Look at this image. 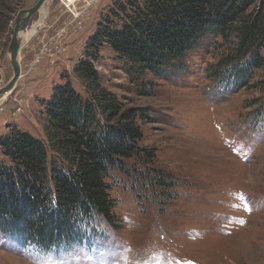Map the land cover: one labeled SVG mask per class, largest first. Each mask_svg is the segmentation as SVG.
I'll use <instances>...</instances> for the list:
<instances>
[{"label":"rangeland","instance_id":"1","mask_svg":"<svg viewBox=\"0 0 264 264\" xmlns=\"http://www.w3.org/2000/svg\"><path fill=\"white\" fill-rule=\"evenodd\" d=\"M35 2L6 0L17 12ZM111 3L47 0L33 15L23 33L40 27L19 50L20 77L0 95V135L15 127L46 141L44 103L54 87L68 80L85 96L73 66L90 56L88 39ZM237 35L207 33L179 66L141 79L102 46L94 61L101 83L125 106L147 108L140 145L154 155L149 167L171 175L174 198H138L133 167L143 164L128 159L124 171H110L118 229L97 220L95 234L46 249L0 230V264H264V114L255 116L264 103V64L245 87L210 77ZM10 36L0 38V88L12 76Z\"/></svg>","mask_w":264,"mask_h":264},{"label":"trees","instance_id":"2","mask_svg":"<svg viewBox=\"0 0 264 264\" xmlns=\"http://www.w3.org/2000/svg\"><path fill=\"white\" fill-rule=\"evenodd\" d=\"M16 12L0 0V38ZM231 31L236 46L210 77L245 87L264 64V0H112L88 39L90 56L73 66L85 96L68 80L54 87L44 103L46 141L15 127L0 135V230L46 249L95 234L97 220L118 229L110 171H124L133 158L143 164L132 165L136 196L152 192L158 201L172 200L171 175L149 167L154 155L140 145L147 108L125 106L101 83L94 61L106 46L135 78L160 77L205 34L224 38ZM255 112L263 115L264 103Z\"/></svg>","mask_w":264,"mask_h":264},{"label":"water","instance_id":"3","mask_svg":"<svg viewBox=\"0 0 264 264\" xmlns=\"http://www.w3.org/2000/svg\"><path fill=\"white\" fill-rule=\"evenodd\" d=\"M46 1L47 0H36L31 7L20 9L13 20L10 29V41L8 44L9 63L12 68V76L9 81L0 88V95H3L8 91H12L20 77L18 54L21 48V40L19 34L24 31L25 26L30 22L33 15L39 12Z\"/></svg>","mask_w":264,"mask_h":264},{"label":"bare ground","instance_id":"4","mask_svg":"<svg viewBox=\"0 0 264 264\" xmlns=\"http://www.w3.org/2000/svg\"><path fill=\"white\" fill-rule=\"evenodd\" d=\"M39 27H40V23H35L28 32H25V33L21 32L19 34V37L21 40V43H20L21 46H22V43H26L27 41H29V39H31V37L35 34V32L39 29ZM8 92H6L5 94H7Z\"/></svg>","mask_w":264,"mask_h":264},{"label":"snow or ice","instance_id":"5","mask_svg":"<svg viewBox=\"0 0 264 264\" xmlns=\"http://www.w3.org/2000/svg\"><path fill=\"white\" fill-rule=\"evenodd\" d=\"M242 198V197H241Z\"/></svg>","mask_w":264,"mask_h":264}]
</instances>
